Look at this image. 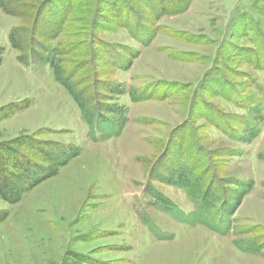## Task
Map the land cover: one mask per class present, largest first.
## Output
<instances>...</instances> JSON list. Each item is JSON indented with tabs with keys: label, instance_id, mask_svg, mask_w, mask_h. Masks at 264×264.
Here are the masks:
<instances>
[{
	"label": "rangeland",
	"instance_id": "1",
	"mask_svg": "<svg viewBox=\"0 0 264 264\" xmlns=\"http://www.w3.org/2000/svg\"><path fill=\"white\" fill-rule=\"evenodd\" d=\"M18 1L26 7L19 16L0 7V106L27 105L28 99L30 104L0 120V143L29 135L38 142V149L21 147L20 151L44 164L47 159L39 151V142L43 147L48 141L69 148L77 145L80 151L55 176L23 193L18 202L0 199V210L8 213L0 222V264H264V125L256 144L225 138L204 118L207 113L202 106V101L212 106L208 114L219 109L236 127L232 134L239 135L242 121L235 123L232 118L243 112L226 99L236 95L246 75L264 85V73L256 71L249 59L251 48L263 47V41L257 44L243 36L235 15L237 10L255 14L259 23L254 30L264 35V16L254 7L260 0H190L183 12H177L183 0H167L169 9L175 10L157 20L158 32L146 46L116 26L124 18L133 30L134 21L126 10L121 17L98 11L100 6L107 8V2L86 0L81 8L84 0ZM66 1L74 2L73 9L62 18L63 30L50 42L69 44L63 56L68 68L90 57V45L98 49V80L113 89L125 85L123 94L106 97L102 104L118 102L128 108L116 136L97 135L92 140L70 93L54 80L50 67L19 62L21 51L7 40L11 28L18 31L32 21L35 29L39 22L46 26L49 18V27L57 24V12ZM133 7L146 13V6L138 1ZM90 24L91 44L86 40ZM42 40L48 42V38ZM77 45L80 48L74 51ZM230 46L245 49L248 55L234 54ZM133 48L139 53L128 70L109 66L112 58L126 60ZM129 91L150 96L132 102ZM90 108L95 118L99 113L111 114L100 106ZM184 134L196 135V144L211 153L216 178L253 181L235 208L233 227L226 234L202 224L182 223L161 208H146L142 191L148 173L163 196L186 212L194 208L184 191L153 177L154 172L165 176L158 163L174 161L170 157L174 152L167 154L166 144L178 143L175 139ZM140 211L171 236L156 238L140 219Z\"/></svg>",
	"mask_w": 264,
	"mask_h": 264
},
{
	"label": "trees",
	"instance_id": "2",
	"mask_svg": "<svg viewBox=\"0 0 264 264\" xmlns=\"http://www.w3.org/2000/svg\"><path fill=\"white\" fill-rule=\"evenodd\" d=\"M100 1L102 4L107 2L108 7L104 9L100 6V10L98 11L107 10L115 17H121L122 13L125 10L127 11V16L134 21L133 30L129 20L125 21L124 18L123 21L117 20L115 24L117 27L127 29L133 39L141 46L148 45L158 32L157 20L161 16L175 10L172 8L169 9L170 6L166 5L167 0ZM137 1L146 6L145 14L139 13L134 9L133 5ZM18 2V0H0V7L9 14L19 16L23 14L26 7H23ZM64 4V7L60 9V13L57 12L60 19L57 24L49 27L52 24L49 18L46 26H42L39 22L37 29H35L34 21H32L30 25L21 28V30L15 31L14 28H11L8 31L7 40L12 48L21 51V54L17 56L19 62L27 66L42 65L50 67L54 80L65 87L70 93L72 100L79 109L81 118L87 126V133L92 140L96 141L97 135H102L103 137L116 136L120 133L127 119L126 112L128 108L118 102L117 104L114 102L112 105H102L103 99L106 97L115 99V96L118 97L125 92L126 87L124 84H121L119 86L116 85L117 87L115 86L113 89L110 85L107 86L98 80L101 64L100 57L98 56V49L94 47L92 49L91 45L88 50L90 57L76 65L73 64L71 68L66 66L67 64L64 63L65 59L63 56L69 44L67 45L61 42L53 45L50 42V40L56 39L58 34L63 30L62 18L67 17L74 6V2L72 1H66ZM189 4L190 0H183L182 7L177 12L187 10ZM86 5L87 1L84 0L81 3V8H84ZM254 7L259 14L264 16V0H260ZM54 9L57 11L58 7L56 6ZM237 11L239 13L235 15V18L238 20L236 26L238 29H242V35L248 40L254 41V43L263 41V47L262 44L260 47L258 46L260 44L257 43L258 45L251 48L249 59L256 71L264 73V35L254 30L259 23L258 17L250 11L242 13V10ZM92 29V25L90 24L88 26L89 32L86 35V40L89 41V44L92 43ZM36 30L39 31L37 32ZM253 31L256 34L254 38L250 36ZM43 38H48V42L44 43ZM230 47L234 54L238 55L240 52L243 56L248 55L245 49L238 50V47ZM73 48L75 51L80 46L77 45ZM2 50L3 47L0 46V64L2 62ZM138 53L139 50L133 48L130 50L126 60L112 58L108 64L116 69L126 71L130 68L131 62L138 56ZM214 75L219 78L221 77L218 71ZM228 88H230V85ZM168 93V89L163 91L164 95ZM207 93L209 94V92ZM211 93L213 92L210 91ZM128 96L132 102H135L147 99V96L150 95H135L134 92L129 91ZM198 98V101L196 100L197 103L201 102ZM226 101L229 106L237 107L243 112L239 116L235 115L237 118H232L235 123L241 124L240 121H242V127L239 131V135L241 136L232 134V131L236 130V127L230 124L227 116L219 109H214L213 113L208 114L210 111L208 107L210 108L212 106L209 104L206 105L207 103L205 104L202 101V106L206 111L205 114L207 113L204 115L206 117H203L210 119V125L220 130L222 136L225 138L232 137L241 142L251 143L260 134L261 126L264 125V85L257 77L246 75L244 83L242 82L237 86L236 95L227 98ZM29 104L30 99H28L27 105L26 103L10 102L0 106V120L13 115ZM90 106H100L105 112H110L111 114L110 116H106L103 113H99L95 118L94 110ZM224 122L226 123V128L224 127ZM222 123L224 124L221 125ZM29 137V135L18 136L0 143V199L9 204L18 202L23 193L34 185L55 176L59 172V169L67 164L70 159L74 158V156L78 155L80 151L77 145L69 148L59 145L57 142L48 141L46 146L43 147L44 143L39 142L40 147H42L39 151L47 159V164L40 163L39 161L33 160L28 154L20 151L22 149L21 147L32 150L38 149L36 148V143L38 142L32 141ZM175 140H178V143H174V140H171L166 144V153L170 154L174 152L170 156L174 158V161L169 163V165L163 162L165 159L162 161L163 163H158L160 166H157V168L165 170V176L162 173L154 172L153 177L157 181L159 180L162 183L173 185L184 191L193 200L194 208L186 212L174 204L172 200L163 196V193L156 190L152 182H150V178H152L150 173L147 175V180L145 179L146 182L142 191L146 208L152 206L161 208L182 223L188 225L202 224L218 234H226L233 227V212L235 208L240 205L243 197L251 188L253 181L251 180L245 183L236 178L230 179L231 181H227V178H216L215 176L218 172L217 165L212 160L211 153L196 144V135L184 134ZM188 150H191V152ZM224 184H228V186ZM7 214L6 210H0V222L6 219ZM139 216L156 238H169L170 234L160 231V228L153 223L146 212L140 211Z\"/></svg>",
	"mask_w": 264,
	"mask_h": 264
},
{
	"label": "crops",
	"instance_id": "3",
	"mask_svg": "<svg viewBox=\"0 0 264 264\" xmlns=\"http://www.w3.org/2000/svg\"><path fill=\"white\" fill-rule=\"evenodd\" d=\"M260 137H261V136L259 135L258 138H257V137H256V138H257V139H260ZM253 144H256L255 139L253 140ZM243 154H244V151H242V153L240 154V156H242ZM257 154H258V153H257Z\"/></svg>",
	"mask_w": 264,
	"mask_h": 264
}]
</instances>
